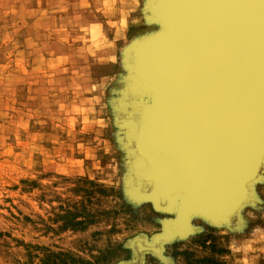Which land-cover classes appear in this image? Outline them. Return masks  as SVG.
Returning a JSON list of instances; mask_svg holds the SVG:
<instances>
[{
	"label": "rangeland",
	"instance_id": "rangeland-1",
	"mask_svg": "<svg viewBox=\"0 0 264 264\" xmlns=\"http://www.w3.org/2000/svg\"><path fill=\"white\" fill-rule=\"evenodd\" d=\"M150 0H0V264H135L177 205L131 192L140 165L120 120L128 49L159 30ZM230 224L143 264H264V174Z\"/></svg>",
	"mask_w": 264,
	"mask_h": 264
},
{
	"label": "water",
	"instance_id": "water-1",
	"mask_svg": "<svg viewBox=\"0 0 264 264\" xmlns=\"http://www.w3.org/2000/svg\"><path fill=\"white\" fill-rule=\"evenodd\" d=\"M145 15L159 30L127 51L120 112L130 189L177 211L152 245L131 242L135 264L190 234L192 214L233 222L264 174V0H150Z\"/></svg>",
	"mask_w": 264,
	"mask_h": 264
},
{
	"label": "bare ground",
	"instance_id": "bare-ground-1",
	"mask_svg": "<svg viewBox=\"0 0 264 264\" xmlns=\"http://www.w3.org/2000/svg\"><path fill=\"white\" fill-rule=\"evenodd\" d=\"M133 246H134L135 250L140 251L143 249V242H141V241L134 242Z\"/></svg>",
	"mask_w": 264,
	"mask_h": 264
}]
</instances>
